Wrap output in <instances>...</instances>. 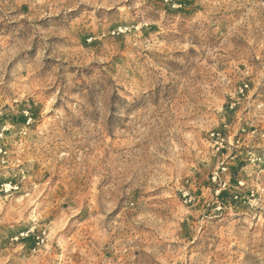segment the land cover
I'll return each mask as SVG.
<instances>
[{"label":"rangeland","instance_id":"obj_1","mask_svg":"<svg viewBox=\"0 0 264 264\" xmlns=\"http://www.w3.org/2000/svg\"><path fill=\"white\" fill-rule=\"evenodd\" d=\"M0 264H264V0H0Z\"/></svg>","mask_w":264,"mask_h":264}]
</instances>
